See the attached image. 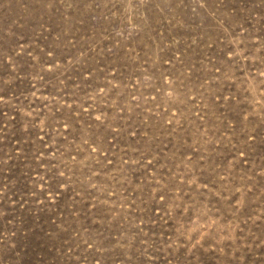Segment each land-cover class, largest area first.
Segmentation results:
<instances>
[{
  "label": "rangeland",
  "instance_id": "obj_1",
  "mask_svg": "<svg viewBox=\"0 0 264 264\" xmlns=\"http://www.w3.org/2000/svg\"><path fill=\"white\" fill-rule=\"evenodd\" d=\"M0 264H264V0H0Z\"/></svg>",
  "mask_w": 264,
  "mask_h": 264
}]
</instances>
